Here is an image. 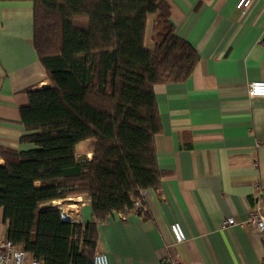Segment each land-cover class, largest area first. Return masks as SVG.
Returning a JSON list of instances; mask_svg holds the SVG:
<instances>
[{"label": "crops", "instance_id": "crops-1", "mask_svg": "<svg viewBox=\"0 0 264 264\" xmlns=\"http://www.w3.org/2000/svg\"><path fill=\"white\" fill-rule=\"evenodd\" d=\"M164 1L176 35L198 61L186 80L153 87L161 125L154 144L165 175L140 197L142 214L115 212L97 224L95 253L108 264H162L167 253L181 264H264L263 239L240 224L250 209H264V97L247 95L249 83L264 81V0L243 11L238 0ZM153 18L146 21L147 50L154 47ZM48 87L33 47L32 3L0 2V146L32 147L19 141L26 133L19 109L28 105V90ZM88 142L76 150L83 146L90 159ZM66 200L71 223L90 222L88 197ZM228 218L235 224L223 225ZM173 223L186 237L178 245ZM5 232L0 209V240Z\"/></svg>", "mask_w": 264, "mask_h": 264}, {"label": "trees", "instance_id": "trees-1", "mask_svg": "<svg viewBox=\"0 0 264 264\" xmlns=\"http://www.w3.org/2000/svg\"><path fill=\"white\" fill-rule=\"evenodd\" d=\"M10 1L33 5V47L51 87L28 90L19 109V141L32 147L0 146L5 239L39 264H92L97 224L160 187L153 87L186 80L198 54L176 35L164 0H0ZM86 141L92 156L79 160ZM78 196L91 202L88 223L43 207Z\"/></svg>", "mask_w": 264, "mask_h": 264}, {"label": "built area", "instance_id": "built-area-1", "mask_svg": "<svg viewBox=\"0 0 264 264\" xmlns=\"http://www.w3.org/2000/svg\"><path fill=\"white\" fill-rule=\"evenodd\" d=\"M253 0H238L235 7L243 11L247 9ZM247 95L251 98L264 97V81L251 82L247 86ZM145 191L140 192L139 198L133 201V207L128 212L142 214V204L140 197H143ZM235 224L233 218H228L223 223L225 226ZM245 227L253 228L264 241V209L259 207L252 208L248 211L246 219L240 223ZM173 245L185 242L186 237L180 224L173 223L170 225ZM0 264H39L36 261L29 260L27 254L20 248L15 247L10 241L0 240ZM92 264H108V258L103 253H95L92 257ZM162 264H181L176 255L167 253Z\"/></svg>", "mask_w": 264, "mask_h": 264}, {"label": "rangeland", "instance_id": "rangeland-1", "mask_svg": "<svg viewBox=\"0 0 264 264\" xmlns=\"http://www.w3.org/2000/svg\"><path fill=\"white\" fill-rule=\"evenodd\" d=\"M92 141H89L86 145H92ZM83 146H81V147H79L78 148V150H77V159H79V160H83V159H86V154H83L84 152H83ZM69 203H72L71 201H69V200H65V201H60V202H58L57 204H48V205H45V208H48V209H50V210H52V211H56V209H57V207L58 206H62L63 207V209H65L66 211H67V213H69V210L70 209H72L73 207L72 206H69ZM69 206V209L67 210V208L66 207H68Z\"/></svg>", "mask_w": 264, "mask_h": 264}, {"label": "water", "instance_id": "water-1", "mask_svg": "<svg viewBox=\"0 0 264 264\" xmlns=\"http://www.w3.org/2000/svg\"><path fill=\"white\" fill-rule=\"evenodd\" d=\"M56 211H58L62 222L71 223V217L68 215L67 211L63 209L62 206H58Z\"/></svg>", "mask_w": 264, "mask_h": 264}, {"label": "bare ground", "instance_id": "bare-ground-1", "mask_svg": "<svg viewBox=\"0 0 264 264\" xmlns=\"http://www.w3.org/2000/svg\"><path fill=\"white\" fill-rule=\"evenodd\" d=\"M67 208V210L69 209V206L68 207H66ZM74 211V210H73Z\"/></svg>", "mask_w": 264, "mask_h": 264}]
</instances>
